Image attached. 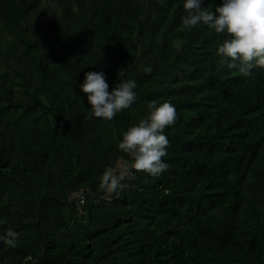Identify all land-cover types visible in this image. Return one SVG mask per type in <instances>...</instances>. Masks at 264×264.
<instances>
[{"label":"trees","instance_id":"1","mask_svg":"<svg viewBox=\"0 0 264 264\" xmlns=\"http://www.w3.org/2000/svg\"><path fill=\"white\" fill-rule=\"evenodd\" d=\"M184 15L183 0H0V234L18 233L0 264H264V68H229L225 34ZM89 70L135 79L136 101L93 116ZM153 100L178 114L169 167L111 187Z\"/></svg>","mask_w":264,"mask_h":264},{"label":"clouds","instance_id":"2","mask_svg":"<svg viewBox=\"0 0 264 264\" xmlns=\"http://www.w3.org/2000/svg\"><path fill=\"white\" fill-rule=\"evenodd\" d=\"M183 9L185 30L202 24L225 34L216 54L229 68H238L245 76L257 67L264 68V0H221L212 10L204 6V0H183ZM79 88L86 94L92 115L105 120H112L137 99L135 79H119L110 89L103 70L84 72ZM147 107V114L123 133L118 147L132 158L130 169L156 177L169 167L163 159L169 144L165 129L175 124L178 114L168 100H153ZM115 186H122L119 178ZM17 236L9 229L6 235L0 234V241L13 245Z\"/></svg>","mask_w":264,"mask_h":264},{"label":"built area","instance_id":"3","mask_svg":"<svg viewBox=\"0 0 264 264\" xmlns=\"http://www.w3.org/2000/svg\"><path fill=\"white\" fill-rule=\"evenodd\" d=\"M131 169L129 168L128 170H121V171H111L109 178L111 180V187H114L116 180L119 178V181L121 182L122 180L130 179L133 177V174L130 172ZM109 187V189L111 188ZM108 194V191L105 193V195ZM75 199L76 200V206L79 207L82 205L84 201V191L79 190L75 192L71 196V200Z\"/></svg>","mask_w":264,"mask_h":264},{"label":"bare ground","instance_id":"4","mask_svg":"<svg viewBox=\"0 0 264 264\" xmlns=\"http://www.w3.org/2000/svg\"><path fill=\"white\" fill-rule=\"evenodd\" d=\"M195 28V27H194ZM201 30V29H200ZM79 31V30H78ZM180 32V31H179ZM209 32V31H208ZM12 33V32H11ZM173 33V32H172ZM29 38V37H28ZM104 38V37H103ZM217 40V39H216ZM40 42V41H39ZM218 43V42H217ZM216 43V44H217ZM209 44V43H208ZM218 46V45H217ZM216 53V52H215ZM88 54V53H87ZM157 57V56H156ZM160 60V59H159ZM186 60V59H185ZM174 61V60H173ZM198 65V64H197ZM208 67V66H207ZM217 68V67H216ZM219 68V67H218ZM61 76V75H60ZM175 77V76H174ZM239 77V76H238ZM250 79V78H249ZM220 81V80H219ZM239 81V80H238ZM251 87V86H250ZM176 92V91H175ZM182 94V93H181ZM211 95V94H210ZM216 97H218V96H216ZM38 123V122H37ZM177 126V125H176ZM178 133V132H177ZM189 134V133H188ZM197 140V139H196ZM192 141V140H191ZM187 148V147H186ZM189 149V148H188ZM186 153V152H185ZM189 156V155H188ZM177 157V156H176ZM175 157V158H176ZM74 203V202H73Z\"/></svg>","mask_w":264,"mask_h":264}]
</instances>
